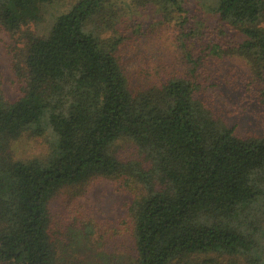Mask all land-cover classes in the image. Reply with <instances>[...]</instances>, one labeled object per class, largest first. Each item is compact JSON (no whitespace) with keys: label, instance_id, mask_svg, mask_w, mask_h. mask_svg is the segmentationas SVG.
<instances>
[{"label":"trees","instance_id":"obj_1","mask_svg":"<svg viewBox=\"0 0 264 264\" xmlns=\"http://www.w3.org/2000/svg\"><path fill=\"white\" fill-rule=\"evenodd\" d=\"M50 2L0 0L19 91L7 97L0 73V264H86L67 250L79 232L132 241L115 264H264V135L235 133L184 76L131 85L118 54L129 14L153 8L181 28L187 0H75L32 30ZM209 10L216 40L205 49L241 61L264 104V0H211ZM25 136L50 151L15 156ZM98 178L131 194L120 227L97 233L90 219L54 215L56 196L71 189L68 203Z\"/></svg>","mask_w":264,"mask_h":264},{"label":"rangeland","instance_id":"obj_2","mask_svg":"<svg viewBox=\"0 0 264 264\" xmlns=\"http://www.w3.org/2000/svg\"><path fill=\"white\" fill-rule=\"evenodd\" d=\"M74 2L51 0L45 12L46 18L32 23L30 28L36 32L45 30L58 11L68 9ZM210 2L187 0L185 16L190 20L181 28L175 23H162L153 8L133 16L129 14L118 25L120 31L129 36L118 51L120 60L131 85L145 87L159 73L162 76L166 75L163 73L184 76L197 83L196 96L212 109L216 117L232 126L235 133L244 137L264 135V104L258 101L255 86L248 84L250 75L247 67L232 55L216 56L205 49L207 43L216 40V34L211 32L213 17L209 10ZM185 31H191L192 36H183ZM14 42L15 38L9 32L0 30L1 86L9 98L19 93L11 68ZM188 51L199 61L198 65L190 60ZM47 151H50L49 143L42 137L25 136L14 145L17 157H40ZM120 151L127 156L129 147H121ZM70 190L66 189L54 199L53 213L58 219L64 221L69 214L90 219L97 233L121 226L125 204L131 199L128 191L108 178H98L87 183L83 190L77 188L78 193H73L66 203ZM70 233L68 231L66 236L68 243L73 239ZM103 239L92 235L86 237L79 232L76 240L65 247L68 251L75 249L79 252L86 264H115L126 260L133 250L130 240L120 244Z\"/></svg>","mask_w":264,"mask_h":264}]
</instances>
